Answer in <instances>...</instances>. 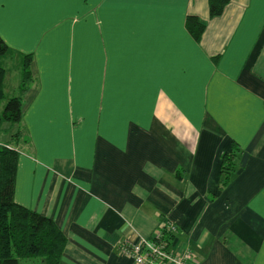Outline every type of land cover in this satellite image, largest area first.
I'll list each match as a JSON object with an SVG mask.
<instances>
[{
	"label": "crops",
	"instance_id": "0c3cea01",
	"mask_svg": "<svg viewBox=\"0 0 264 264\" xmlns=\"http://www.w3.org/2000/svg\"><path fill=\"white\" fill-rule=\"evenodd\" d=\"M0 38L31 57L13 201L65 236L60 264H135L121 245L163 220L167 264H264V0L216 17L208 0H0Z\"/></svg>",
	"mask_w": 264,
	"mask_h": 264
},
{
	"label": "trees",
	"instance_id": "16d2710c",
	"mask_svg": "<svg viewBox=\"0 0 264 264\" xmlns=\"http://www.w3.org/2000/svg\"><path fill=\"white\" fill-rule=\"evenodd\" d=\"M229 1L208 0L210 17L219 16ZM187 29L195 39L203 32V26L193 17L187 19ZM30 62L29 55L11 51L0 38V142L4 134H12L10 140L0 143V264H19L21 259L34 258H40L42 264H60L66 245L65 236L53 221L13 201L18 147L24 142L20 127L21 95L31 81ZM15 75L19 90L13 84ZM238 152L234 148L221 158L224 185L234 172ZM176 231L174 224L163 220L156 229L158 237L149 240L161 244L171 254L168 247Z\"/></svg>",
	"mask_w": 264,
	"mask_h": 264
},
{
	"label": "built area",
	"instance_id": "2783aa9c",
	"mask_svg": "<svg viewBox=\"0 0 264 264\" xmlns=\"http://www.w3.org/2000/svg\"><path fill=\"white\" fill-rule=\"evenodd\" d=\"M154 237H158L155 232ZM120 252L134 261L135 264H167L171 260V254L166 253L163 246L150 240H141L134 244H123ZM189 255L185 254L182 259H178L179 264L188 259Z\"/></svg>",
	"mask_w": 264,
	"mask_h": 264
},
{
	"label": "rangeland",
	"instance_id": "374dc122",
	"mask_svg": "<svg viewBox=\"0 0 264 264\" xmlns=\"http://www.w3.org/2000/svg\"><path fill=\"white\" fill-rule=\"evenodd\" d=\"M13 80H16V78L15 79H13ZM7 127V126H6ZM4 128H5V126H4ZM6 129V128H5ZM12 134H10V135H8L7 133L6 134H4V137L2 138V140H1V142L0 143H2V142H6V141H8V140H10V136H11ZM19 264H42L41 263V260H40V258H34V259H21L20 261H19Z\"/></svg>",
	"mask_w": 264,
	"mask_h": 264
}]
</instances>
